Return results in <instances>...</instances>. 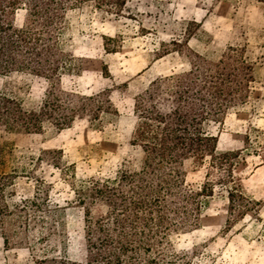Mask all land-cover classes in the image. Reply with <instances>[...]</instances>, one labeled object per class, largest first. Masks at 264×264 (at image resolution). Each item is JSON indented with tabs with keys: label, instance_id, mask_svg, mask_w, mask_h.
<instances>
[{
	"label": "trees",
	"instance_id": "16d2710c",
	"mask_svg": "<svg viewBox=\"0 0 264 264\" xmlns=\"http://www.w3.org/2000/svg\"><path fill=\"white\" fill-rule=\"evenodd\" d=\"M126 1L0 0V74L24 73L49 82L40 105L32 110L0 94V129L40 133L47 122L61 131L79 117L101 128L107 118L117 116L108 92L82 95L61 87L63 76L81 71L80 60L65 48L63 34L69 12L90 6L118 16ZM19 10L25 12L20 27L15 23ZM102 39L105 51L118 52V38ZM184 47L188 70L154 79L133 98L131 143L142 153L136 168L125 163L113 177L76 182L61 151L37 157L36 163L67 171L73 181L83 213L85 257L75 261L34 255L24 264H184L189 253L176 252L170 236L199 229L212 200L226 203L227 230L248 212L257 213L260 202L247 195L238 172L243 151L217 152V138L205 129L206 123L247 102L255 63L244 47L229 46L215 60L187 43ZM244 140L248 143V135ZM13 180L11 174L0 175V239L6 250L24 242L33 252L60 237L61 209L50 204L41 177L35 179L39 184L31 199L10 203ZM36 229L40 236L33 242L29 231Z\"/></svg>",
	"mask_w": 264,
	"mask_h": 264
},
{
	"label": "rangeland",
	"instance_id": "374dc122",
	"mask_svg": "<svg viewBox=\"0 0 264 264\" xmlns=\"http://www.w3.org/2000/svg\"><path fill=\"white\" fill-rule=\"evenodd\" d=\"M24 15V10L17 11V26L23 24ZM103 36L118 38V52L104 50ZM63 42L80 60L81 71L63 76L61 87L82 95L108 92L117 116L107 118L101 128L90 127L86 118L79 117L61 131L47 122L40 133L0 129V175L11 174L14 179L7 200L15 204L31 199L39 184L35 179L41 177L50 204L61 209L64 225L57 240L33 252L24 242L6 250L0 239V264H24L44 254L84 260L83 213L75 201L73 181L67 171L35 161L41 152L61 151L76 182L90 176L113 177L125 163L136 168L142 153L131 143L133 98L154 79L188 70L186 43L212 60L229 46L244 47L246 57L255 63L247 102L221 120L206 123L205 129L217 138V152L243 151L238 172L247 195L260 207L227 230V205L214 199L201 227L172 234L170 245L178 253H189L184 264H264V3L127 0L118 16L85 6L67 14ZM108 45L112 48L113 43ZM48 87L47 80L33 75L0 74V94L18 100L26 110L40 105ZM39 236L37 229L29 231L31 241L37 242Z\"/></svg>",
	"mask_w": 264,
	"mask_h": 264
}]
</instances>
